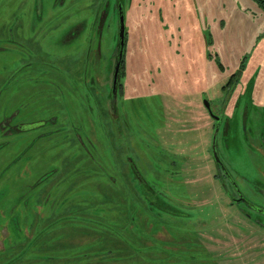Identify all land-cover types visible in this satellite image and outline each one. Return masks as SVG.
Listing matches in <instances>:
<instances>
[{
	"label": "rangeland",
	"instance_id": "1",
	"mask_svg": "<svg viewBox=\"0 0 264 264\" xmlns=\"http://www.w3.org/2000/svg\"><path fill=\"white\" fill-rule=\"evenodd\" d=\"M263 103L255 0H0V264H264Z\"/></svg>",
	"mask_w": 264,
	"mask_h": 264
},
{
	"label": "flooded vegetation",
	"instance_id": "2",
	"mask_svg": "<svg viewBox=\"0 0 264 264\" xmlns=\"http://www.w3.org/2000/svg\"><path fill=\"white\" fill-rule=\"evenodd\" d=\"M121 11L124 13V16H125V23H126V10L124 9L123 7V4L120 5V15H121ZM119 33H120V29H119ZM127 38H128V34H127V29H126V37H125V46H124V58H123V61H122V67H123V64L125 62V49H126V45H127ZM117 53L115 55V66L117 64V61H118V56H119V52H120V38H118V46H117V49H116ZM122 67H121V70H122ZM114 72H115V68H114ZM120 74H121V71H120ZM120 78V76H119ZM113 81H114V73H113ZM118 87H119V81H118V85H117V92H116V95L114 96L113 95V82H112V90H111V100L112 102L115 101L116 99V96H117V93H118ZM209 101V100H208ZM239 101V99L237 100V102ZM210 102V101H209ZM204 106H205V103H203ZM211 104V102H210ZM258 108L262 107V109H264V103L263 104H257ZM206 107V106H205ZM207 111H208V115L210 116V118H212L214 120V131H213V137H212V144H213V138H214V134H215V131H216V128L217 126L219 125V130H218V135L220 133V131L222 130V128H224V126L226 125V123H229L230 122V118L229 116L227 115L226 113V110L224 108H222V110H220L219 113H216L213 109H212V104H211V111L214 115L211 114L210 110L206 107ZM240 109V106L237 105V110H233V112H236ZM216 117H219L220 119L218 120ZM260 116L258 115H255L254 118L257 119L259 118ZM264 117L263 115L261 116V118ZM262 127H264V124H261ZM212 150H213V147H212ZM213 158H214V155H213ZM223 162V161H222ZM223 165L224 167H222L221 165L218 164V166L220 167V170H222V174L219 175V177L222 179L225 178H230V173L228 172V168L226 167V165L224 164L223 162ZM228 196L231 200V205L234 206L236 205L237 203H244L245 204V207L246 208H240L242 209V212L245 211L244 209H253L257 212H260L261 209L254 203H251L249 201H247L245 199V196L244 194L242 193V190L239 189L238 187L235 188V193H228ZM245 213H247V211H245Z\"/></svg>",
	"mask_w": 264,
	"mask_h": 264
},
{
	"label": "water",
	"instance_id": "3",
	"mask_svg": "<svg viewBox=\"0 0 264 264\" xmlns=\"http://www.w3.org/2000/svg\"><path fill=\"white\" fill-rule=\"evenodd\" d=\"M125 37H126V23H125V16L124 13L121 11V15H120V33H119V38H120V52H119V56H118V61L117 64L115 66V72H114V81H113V95H116L117 92V85H118V81H119V76H120V71H121V67H122V61L124 58V46H125ZM205 106L210 110L211 114L214 115L211 111V104L210 102L205 99L204 100ZM218 120L220 119L219 117H216ZM218 130H219V125L216 128L215 134H214V138H213V155H214V159L215 162L219 165H221L222 167H224L223 162L216 150V140H217V135H218Z\"/></svg>",
	"mask_w": 264,
	"mask_h": 264
},
{
	"label": "trees",
	"instance_id": "4",
	"mask_svg": "<svg viewBox=\"0 0 264 264\" xmlns=\"http://www.w3.org/2000/svg\"><path fill=\"white\" fill-rule=\"evenodd\" d=\"M255 1H257L258 4H260V6H261L262 8H264V0H255Z\"/></svg>",
	"mask_w": 264,
	"mask_h": 264
}]
</instances>
